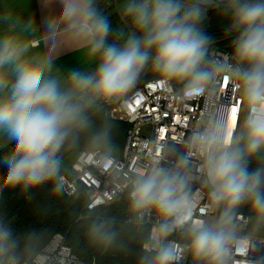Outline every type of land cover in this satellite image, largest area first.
Here are the masks:
<instances>
[{
	"label": "clouds",
	"instance_id": "9594fccd",
	"mask_svg": "<svg viewBox=\"0 0 264 264\" xmlns=\"http://www.w3.org/2000/svg\"><path fill=\"white\" fill-rule=\"evenodd\" d=\"M56 5L39 24L10 3L0 11V192L51 184L54 197L62 194L65 154L82 138L95 166L107 168L118 148L107 108L126 103L146 73L182 102L232 82L235 115L232 106L210 108L182 143L130 168L123 218L104 211L108 202L92 203L85 237L101 251L134 255L135 264H233L236 256L261 264L264 0H120L119 23L101 0H46ZM210 9L228 21L223 60L211 56ZM73 49L95 67L65 71L61 57ZM2 213L0 264H20V238Z\"/></svg>",
	"mask_w": 264,
	"mask_h": 264
},
{
	"label": "built area",
	"instance_id": "2783aa9c",
	"mask_svg": "<svg viewBox=\"0 0 264 264\" xmlns=\"http://www.w3.org/2000/svg\"><path fill=\"white\" fill-rule=\"evenodd\" d=\"M227 52L231 51L215 49L211 56L214 60H223L227 58L224 56ZM155 79L140 84L126 103L107 108L106 115L130 123L123 149L114 155L113 161L105 169L95 166L94 153L88 150L80 152L71 166V177L64 175L63 184L67 194L73 195L82 184L88 196L87 206L112 202L122 195L125 176L130 168L150 166L157 154L162 153V146L182 143L189 130L199 124L210 108L223 106L226 111L238 98V94L232 91L234 84L229 82L221 84L205 97L182 102L162 88L153 86ZM194 196L201 202L204 200L202 193H194ZM254 258L264 264V248L259 249ZM242 260V257L236 256L233 264H241ZM20 264L98 263H85L65 242L64 235L58 233L32 261Z\"/></svg>",
	"mask_w": 264,
	"mask_h": 264
},
{
	"label": "trees",
	"instance_id": "16d2710c",
	"mask_svg": "<svg viewBox=\"0 0 264 264\" xmlns=\"http://www.w3.org/2000/svg\"><path fill=\"white\" fill-rule=\"evenodd\" d=\"M119 2L120 0L101 2V7L112 14L111 18L114 23H119ZM227 23V19L221 17L216 9H210L204 28L214 39L215 47L231 51V37L225 33ZM152 77L149 75L145 80L152 79ZM106 117L116 124L114 133L118 145L116 153H120L130 123L109 115ZM85 150H88L87 139L82 138L76 152L66 153L65 158L73 153L78 155ZM4 151H7V148L1 150L0 155H3ZM6 171V169L0 168V174L6 175ZM64 175L71 177V171L65 169ZM51 188V184H46L31 190L29 193H23L19 187L5 188L3 192H0V211H3V220L6 224L14 227L21 241V247L18 249L20 262L32 261L54 235L60 233L64 235L65 242L72 248L73 252L85 263L135 264L134 255L126 256L118 252H105L88 244L85 232L90 222V214L87 206L88 196L82 184H79L73 195L67 194L64 188L62 194L54 197L51 194ZM124 210L123 195L110 202V207L104 209L109 215L117 218H123ZM244 211L246 213L247 209ZM25 241H27V247H25Z\"/></svg>",
	"mask_w": 264,
	"mask_h": 264
},
{
	"label": "crops",
	"instance_id": "0c3cea01",
	"mask_svg": "<svg viewBox=\"0 0 264 264\" xmlns=\"http://www.w3.org/2000/svg\"><path fill=\"white\" fill-rule=\"evenodd\" d=\"M9 3L11 4V7L14 8L16 13L24 19L34 15L38 24L43 16L49 14L50 12H58L60 10L58 5L53 6V8L46 7V0H0V11H3L4 5ZM33 43L36 47H39L41 44L39 36ZM53 55H56V53L53 52ZM61 60L65 71L79 65H88V70L95 67V64L91 62L90 58L86 54L78 53L75 49L65 53L61 57ZM90 64L91 67L89 66Z\"/></svg>",
	"mask_w": 264,
	"mask_h": 264
},
{
	"label": "rangeland",
	"instance_id": "374dc122",
	"mask_svg": "<svg viewBox=\"0 0 264 264\" xmlns=\"http://www.w3.org/2000/svg\"><path fill=\"white\" fill-rule=\"evenodd\" d=\"M103 1H105V0H101V2H103ZM108 2V1H107ZM106 3V2H105ZM205 24V23H204ZM214 47V50L215 49H219V48H217V47H215V46H213ZM213 50V51H214ZM90 67H91V64L89 65ZM149 75H151V73H146L145 75H144V77H143V80H142V82H145L146 80V78L149 76ZM153 78V77H152ZM142 84V83H141ZM77 157H78V155H76V154H71V155H69V156H67L66 158H65V162H66V170H68V171H70L71 170V166H72V164L74 163V161L77 159Z\"/></svg>",
	"mask_w": 264,
	"mask_h": 264
},
{
	"label": "snow or ice",
	"instance_id": "6c2138e0",
	"mask_svg": "<svg viewBox=\"0 0 264 264\" xmlns=\"http://www.w3.org/2000/svg\"><path fill=\"white\" fill-rule=\"evenodd\" d=\"M227 86V85H225ZM137 103H139V101H137ZM232 108H233V113L235 115V113L238 111V109L236 108V102L232 105ZM161 131L163 132V129H161Z\"/></svg>",
	"mask_w": 264,
	"mask_h": 264
}]
</instances>
